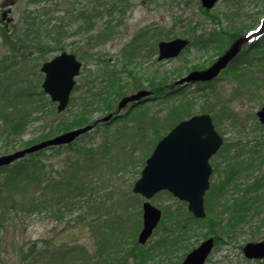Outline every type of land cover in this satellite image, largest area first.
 I'll use <instances>...</instances> for the list:
<instances>
[{
	"label": "rangeland",
	"instance_id": "obj_1",
	"mask_svg": "<svg viewBox=\"0 0 264 264\" xmlns=\"http://www.w3.org/2000/svg\"><path fill=\"white\" fill-rule=\"evenodd\" d=\"M14 4L11 17L16 27L12 26L13 37L7 45L4 41L6 31L0 26V64L27 61L29 68L38 64L40 69L43 62L50 61L60 52H72L83 65L81 76L76 80L81 90L88 80L102 81L104 69L115 70L126 94L135 93L140 84V90L152 93L140 102L141 106L134 110L136 116L127 120L125 126L133 127L134 119L138 121L140 113L149 121L155 117L164 119L174 110L168 126L193 115H210L224 143L222 151L210 164L218 165L219 169L225 163L230 164L231 173L236 174L235 181L240 182L239 189L252 190L253 195L260 197V202L258 213L254 212V217L246 224L227 235V230L222 229L215 218L220 202L214 197L212 200L207 195L209 192L204 197V208L207 210L206 203H209L212 209L204 220L193 216L190 219L186 203L162 192L150 200L163 211L161 223L142 246L137 243V238L142 229L145 200L132 190L139 175L136 166L127 163L122 170L112 173V192L108 195H105L106 183L102 179H108L110 172L99 173L92 179L93 188L83 191L84 195L77 197L71 210L63 211L56 203L47 210L26 214V221L15 226V235L6 234L4 241L0 240V264L2 261L16 264L19 248L33 242L87 249V256L77 260V264H181L186 253L207 238L215 240V251L207 264H264V261L246 260L242 252L246 243L264 240V126L255 115L264 106V45L258 50L243 46L238 64L227 67L208 84L178 83L191 71L209 68L217 61L222 49L228 48L241 32L260 23L264 17L261 13L264 0H220L211 11H206L200 0H100L99 3L96 0H14ZM145 33L148 38L152 36V40L159 37L162 41L188 37L191 45L176 59L161 62L157 61L156 54L150 56V47H146L139 53L144 57L130 62L124 51L135 37ZM213 35H221L222 42H211L201 48V42ZM169 92L174 94L167 97ZM80 94L74 92L71 97ZM186 100L190 104L181 106L180 103ZM131 104L120 114L133 108ZM177 106L180 109L176 111ZM55 107L56 104L54 109L57 111ZM77 111L78 108L69 103L60 115L70 120ZM105 114L95 112L91 115V123ZM44 123L34 120L21 136L23 142L27 145L38 143L35 140L47 132L43 130ZM122 124L123 121L118 120L113 127ZM164 136L162 134L161 138ZM103 138L104 132H90L79 144L82 148L96 149ZM7 147L0 140V157L21 149L17 147L5 153ZM75 156L82 158V154L66 150L46 155L56 167L60 163L71 164ZM217 182L219 176L215 173L211 186ZM173 219L181 223L184 230L175 234L180 236L173 240L177 245L170 252H163L161 240L169 237Z\"/></svg>",
	"mask_w": 264,
	"mask_h": 264
},
{
	"label": "trees",
	"instance_id": "obj_2",
	"mask_svg": "<svg viewBox=\"0 0 264 264\" xmlns=\"http://www.w3.org/2000/svg\"><path fill=\"white\" fill-rule=\"evenodd\" d=\"M96 2L99 3L97 0ZM160 39L157 37L156 43L161 41ZM222 40L221 35H213L207 41L203 40L201 45L203 44L202 47H204L211 42L219 43ZM4 41L8 42L7 38H4ZM153 45V52L156 53ZM263 45L264 36L252 45L251 50L261 49ZM28 65L27 61L15 60L0 64V140L8 146L5 153L17 147L22 149L31 146L23 142L21 136L27 132L34 120L45 122L43 130L47 131L35 140L39 143L63 132L74 130V128L94 124L97 119L91 123V115L95 112L114 114L108 121L96 123L93 127L94 130L91 131L93 133L104 132L103 141L99 146L97 145L96 149L91 146L82 148L79 144L90 133L88 132L75 138L73 143L34 152L13 162L12 165L0 168L1 241H4L6 234L15 235V226L21 222L24 223L25 215L28 213H33L35 210L38 212L43 209L47 210L56 206V203L63 211L71 210L77 197L83 196V191L86 192L88 188H93L92 179L99 173L108 174L110 172L108 179H102L106 183L105 195L112 192L110 181L112 173L122 170L127 163L135 165L136 174L140 175L146 157L152 152L161 135L169 132L178 123L175 121L168 126L175 112L172 110L171 115H166L164 119L155 117L149 121L140 113L139 120L134 119L133 127L128 124L125 126L127 120L136 116L134 110L141 106L142 100L131 104L134 105L133 108L123 115L115 113L116 101L125 97L126 91L117 78V72L108 69L103 70L104 75L101 76L102 81L99 83L95 80H88L82 90L80 86L75 85L72 94L74 92L81 94L79 97H71L70 104L75 105L78 111L73 119H66L55 111L54 103L41 88L43 77L38 64H33L30 68ZM235 65L237 63L233 64ZM141 86V84L136 86L135 90L140 89ZM172 94L174 92H169L167 97ZM185 104L188 105L190 102L186 100L183 104L180 103L181 106ZM180 107L176 108V111ZM49 116L51 119L47 120ZM118 120L123 121V124L117 128L113 127ZM19 138L20 140H17ZM64 150L73 152V154L80 153L82 158L75 156L71 164L60 163V166L56 167V163L50 162L46 157L47 153L54 154ZM114 159H116L115 162H113ZM228 166L227 164L215 171L219 176V182L211 186L207 195L212 197V200L214 197L220 202L218 203L220 210H216L215 218L220 221L222 229L227 230L226 234L231 235V232L234 233L238 227L254 217L252 211L259 210L260 197L253 195L252 190L250 192L248 188L239 189L238 183L240 182L235 181L236 174L231 173L232 167ZM211 207L212 204L206 203L207 215L211 214ZM250 212L252 215L249 216ZM186 213L190 219H193L191 213ZM225 215L227 216L224 217ZM173 220L172 227L169 228V237L161 240L160 245L163 252H170L177 245V242L173 240L180 236L175 234L182 233L184 230L181 223L176 219ZM86 250L83 247L78 250L75 245L53 247L49 244L40 245L38 242H33L26 247L19 248V259L16 260V264H77V260L84 259V255L87 256ZM102 255L101 252L99 256ZM2 264L6 262L2 261Z\"/></svg>",
	"mask_w": 264,
	"mask_h": 264
},
{
	"label": "water",
	"instance_id": "obj_3",
	"mask_svg": "<svg viewBox=\"0 0 264 264\" xmlns=\"http://www.w3.org/2000/svg\"><path fill=\"white\" fill-rule=\"evenodd\" d=\"M206 9L215 6L218 0H200ZM251 36L241 37L230 46L224 54L220 55L216 62L207 69L192 71L189 75L178 80V83L210 81L218 76L222 68L231 62L233 57L241 49V44L247 42ZM189 44V40L177 38L158 44V60L176 58ZM81 63L74 54L66 52L54 57L49 62L42 64L41 72L44 80L41 84L44 93L50 100L56 103L59 113H62L69 101L75 85V78L79 76ZM149 92L140 91L134 95H127L117 104V111L126 108L127 104L147 97ZM258 120L264 124V107L257 112ZM112 118V114L106 115L95 122H106ZM94 124V126H95ZM93 130V125H86L72 131L43 140L41 143L1 155L0 168L11 165L12 162L22 159L33 152L43 151L50 147L64 146L74 142V139ZM223 139L216 132L214 123L208 114L193 115L182 120L170 130L155 145L154 150L145 162L140 177L133 185V192L142 196L146 201L142 205V229L139 232L137 242L146 244L154 229L159 225L162 211L151 204L150 199L163 190L168 191L181 202L187 203V209L198 219L206 216L204 208V196L209 190L210 178L213 172L209 164L210 159L222 147ZM215 240L207 238L197 248L187 253L182 264H205L212 252ZM243 253L248 259L264 258V241L260 243L250 242L243 247Z\"/></svg>",
	"mask_w": 264,
	"mask_h": 264
},
{
	"label": "flooded vegetation",
	"instance_id": "obj_4",
	"mask_svg": "<svg viewBox=\"0 0 264 264\" xmlns=\"http://www.w3.org/2000/svg\"><path fill=\"white\" fill-rule=\"evenodd\" d=\"M2 2V3H1ZM219 2V1H218ZM0 3L2 4L1 5V7H0V15H1V19H0V26L1 27H3L4 29H5V33H4V36L7 38V41L9 40V38H11V37H13L12 36V26L14 27V29H15V27L16 26H14L13 25V18L11 17V13H12V11H11V7H14L15 6V4H14V0H0ZM218 4V3H217ZM217 4H215V6L213 7V8H211V9H206L205 7H203L206 11H211L212 9H214L216 6H217ZM202 6V5H201ZM147 34L148 33H145V34H139L137 37H135L134 38V44L132 43L131 45H129L128 47H127V50L126 51H124V53H126V54H128V58H129V61L130 62H134L136 59H138L139 57H142L141 56V54H139L140 52L142 53V52H144L143 50H145V48L146 47H150L149 48V53H150V56H153L154 54H156L157 55V57H156V59H157V61H159L158 60V56H159V50H158V44H159V42L158 43H156L157 42V40L156 39H154V40H152L153 39V37L152 36H149V38H148V36H147ZM177 38H182V39H188L189 40V44H188V46L181 52V53H183V52H185L186 50H188V47L191 45V41H190V39L187 37V38H184V37H176V38H174V39H177ZM239 38V37H238ZM237 38V39H238ZM147 39H148V41H147ZM236 39V40H237ZM173 40V39H172ZM162 41V40H161ZM136 42V43H135ZM7 43L8 42H6V45H7ZM11 43V42H10ZM154 44V45H153ZM232 44V43H231ZM231 44H230V46H231ZM152 45L155 47V49H156V52L157 53H154L153 52V49H152ZM203 45V44H202ZM230 46H228V48H226V47H224V49H222L223 51H222V53L220 54V55H222V54H224L227 50H229L230 49ZM8 47H10V50L12 51V47H11V45H9ZM205 47V46H204ZM143 48V49H142ZM201 48H203L202 46H201ZM241 52V51H240ZM240 52H239V54H240ZM69 53V52H68ZM72 53V52H71ZM70 53V54H71ZM180 53V54H181ZM244 53V52H243ZM72 54H74V53H72ZM239 54L237 55V56H235L234 57V59L231 61V63H229L224 69H222L221 70V72L222 71H224V70H226V68L227 67H230L231 65H233V64H236L237 62H238V60H239V58L240 57H238L239 56ZM245 54H248V52L246 53L245 52ZM76 55V54H75ZM146 55V54H145ZM148 56V55H147ZM76 57H77V55H76ZM144 57V56H143ZM220 57V56H219ZM218 57V58H219ZM160 62V61H159ZM238 64V63H237ZM199 70H201V69H199ZM199 70H194V71H199ZM221 72L219 73V75L221 74ZM218 75V76H219ZM217 76V77H218ZM208 83H210V82H207V84ZM264 106H262V107H260L259 109H258V111H260V109L261 108H263ZM257 111V112H258ZM257 112H256V118H257V121H259V123L261 124V125H263L264 126V124H262L261 122H260V120H258V117H257ZM221 150V149H220ZM219 150V151H220ZM219 151H217L216 153H215V155L217 154V153H219ZM222 151V150H221ZM220 151V152H221ZM214 155V156H215ZM214 156L210 159V161H209V164H210V162H212V159L214 158ZM228 163H225V165H227ZM211 166H212V164H210ZM229 166L228 167H232L230 164H228ZM212 169H213V172H212V175L215 173V171L217 170V169H219L218 168V165L216 166V167H214V166H212ZM211 175V176H212ZM260 202V201H259ZM258 207H259V205H258ZM257 210V209H256ZM256 210H254V211H252V213H254V212H257L258 213V211H256ZM238 229V228H237ZM260 241H264L263 239L262 240H260ZM260 241H250V242H253V243H256V242H260ZM250 242H248V243H250ZM248 243H246V244H248ZM244 247V246H243ZM243 247H242V249H243ZM243 252V251H242ZM243 256H244V254H243ZM245 258V257H244ZM246 259V258H245ZM248 261H254V262H261V261H264V258H261V259H252V260H248ZM182 262V261H181ZM182 264V263H181Z\"/></svg>",
	"mask_w": 264,
	"mask_h": 264
}]
</instances>
